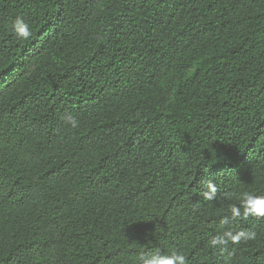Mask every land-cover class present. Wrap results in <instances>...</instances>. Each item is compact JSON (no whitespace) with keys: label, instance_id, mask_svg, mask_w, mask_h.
I'll return each mask as SVG.
<instances>
[{"label":"trees","instance_id":"16d2710c","mask_svg":"<svg viewBox=\"0 0 264 264\" xmlns=\"http://www.w3.org/2000/svg\"><path fill=\"white\" fill-rule=\"evenodd\" d=\"M243 192L264 195V0H0V264H264V217L220 225ZM225 229L257 237L213 249Z\"/></svg>","mask_w":264,"mask_h":264},{"label":"clouds","instance_id":"9594fccd","mask_svg":"<svg viewBox=\"0 0 264 264\" xmlns=\"http://www.w3.org/2000/svg\"><path fill=\"white\" fill-rule=\"evenodd\" d=\"M12 31L23 40H28L32 36V30L28 22L22 17H16L12 23ZM72 128L78 127V120L71 114L65 113L63 117ZM206 191L203 192L205 200L216 198L218 188L212 181L205 182ZM247 219L249 216L264 217V195H256L251 192H243L240 196L239 205L233 204L230 207V215L224 216L220 220L223 228L230 224V221L236 218ZM257 233L255 231L239 230L233 231L225 229L222 233L214 235L209 240V245L213 249H219L221 252L227 251L229 243L239 244L241 241L255 240ZM138 264H187V258L184 254L173 251L171 254L161 253L159 250L152 253H141L138 257Z\"/></svg>","mask_w":264,"mask_h":264}]
</instances>
